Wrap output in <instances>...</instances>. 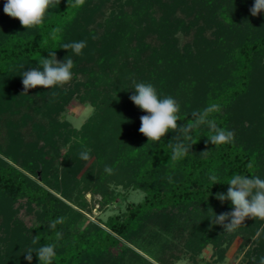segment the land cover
<instances>
[{
    "label": "trees",
    "instance_id": "16d2710c",
    "mask_svg": "<svg viewBox=\"0 0 264 264\" xmlns=\"http://www.w3.org/2000/svg\"><path fill=\"white\" fill-rule=\"evenodd\" d=\"M254 2L85 0L76 6L60 0L42 24L25 29L0 0V220L5 224L13 202L39 210L32 233L17 231L0 249V264H29L26 251L46 243L56 245L51 264H213L200 257L207 245L222 260L235 236L251 239L264 220L246 218L230 233L220 225L209 230V208L216 214L232 209L230 201L215 198L226 194L230 176L264 179V12L246 27L237 9L251 21ZM111 3L119 9L106 14ZM78 41H86L80 55L61 49ZM50 51L74 61L71 82L21 94L20 72L38 67ZM133 79L176 99L180 125L194 110L216 105L209 119L233 131V140L212 145L208 126L201 125L185 141L193 144L188 154L171 160L177 133L148 142L140 118L128 110L136 106ZM75 99L95 107L80 129L64 118ZM85 149L89 161L79 157ZM210 174L222 183L213 184ZM113 182L143 198L105 221L83 224L85 211H92L86 193L101 194L106 205L123 194L111 189ZM263 237L264 231L257 239L261 249L248 251L250 264L264 257ZM32 256L31 264H40Z\"/></svg>",
    "mask_w": 264,
    "mask_h": 264
},
{
    "label": "clouds",
    "instance_id": "9594fccd",
    "mask_svg": "<svg viewBox=\"0 0 264 264\" xmlns=\"http://www.w3.org/2000/svg\"><path fill=\"white\" fill-rule=\"evenodd\" d=\"M59 3L60 0H6L3 11L11 18L18 19L22 27L29 29L42 24L48 10L58 6ZM84 3L85 0H74L76 6H82ZM261 12H264V0H255L254 5L250 8V13L252 16H258ZM85 47L86 41H78L65 43L61 49L67 51L71 49L75 55H80ZM38 62V67L20 72L23 84L21 94H28L29 89L38 86L47 89L63 88L73 79L71 70L74 61L69 56L60 61L55 52L50 51L48 58L43 57ZM21 67L24 68L23 65ZM132 85L135 94L130 96V100L147 113V115L140 117L139 132L148 138V142H158L170 131L177 133L172 139L177 142L170 145L172 148L171 160L188 154L193 144H186L185 141H192L194 138L193 129L201 125L208 126L211 135L207 138L212 145H221L233 140V131L220 128L215 120L209 119V115L216 108V105L205 107L202 110H194L191 113L192 119L180 125L177 123L180 120L178 116L180 104L176 99L171 96L161 98L150 82H137L133 79ZM52 95L55 96V93ZM90 153V149L82 150L79 157L84 161H89L91 159ZM202 154H207V151L202 152ZM105 171L110 173L112 169L106 166ZM209 179L213 184L222 183L216 174H210ZM226 184L229 185L226 194L218 192L215 194V198L221 204L230 201L232 209L216 214L209 208L213 212V216L209 219V230L213 225H220L224 232L230 233L242 226L246 218L264 220V179L259 176L249 177L234 174L230 176ZM63 219L61 217L52 221L49 227L55 228L58 223L63 222ZM261 231H264V228ZM256 235L259 236L260 232L258 231ZM61 238L62 233L56 232V239ZM35 240L36 237H34L33 242ZM55 248L54 243H46L36 250L29 248L25 253V259L31 264L32 254L35 252L40 264H51L52 257L56 255ZM260 264H264V257L260 258Z\"/></svg>",
    "mask_w": 264,
    "mask_h": 264
},
{
    "label": "rangeland",
    "instance_id": "374dc122",
    "mask_svg": "<svg viewBox=\"0 0 264 264\" xmlns=\"http://www.w3.org/2000/svg\"><path fill=\"white\" fill-rule=\"evenodd\" d=\"M117 6L118 5H116L115 3L109 4L108 7H106V14L112 12V10H118L119 7ZM237 7V9L241 11V16L239 18L242 22V26L246 25L247 27L249 23L251 24V26H254V24L257 22V17L259 16H256L253 20L250 21L244 14V11L239 6ZM190 71L191 69L189 68V72ZM132 107L128 110L132 111V113L135 114V120H139L140 116H142V111L139 112L138 107L136 106ZM94 113L95 107L90 102H82L79 99H75L69 104L66 111L64 112V118L70 121L73 127L80 129L81 126ZM66 150L67 147L64 146L61 150L62 155L66 152ZM111 189H114L115 193L120 191L123 194L118 195L115 199L111 200L106 205L101 204V194L93 195L90 192L86 193V199L88 200L89 206L92 208V211H85L83 224L89 221H105L110 215L123 211L129 202H139L143 198V192L132 189L126 190L123 184L113 182L111 184ZM8 209L10 210V213L5 215V224H3V221L0 220V249L3 248L2 250H4L5 248L4 244L6 245V247L12 244L13 239L11 238V236L16 234L17 231H22L23 233H32L34 225L38 223L37 219L39 210L37 207L30 206L28 203H25L23 201L17 203L13 202L11 204V207H8ZM262 228H264V222L262 226L257 229L256 233L251 236V239L247 243L244 242V237L242 234L235 236L229 245H224V247L226 246L227 250L222 260L219 259L218 251L214 248L213 245H207L201 252L200 257H204L205 261H210L213 264H250L252 261L251 257L247 256L248 251H251L255 248L261 249L259 247L257 239L261 236ZM258 231L260 232L259 236L256 235ZM261 239V241L264 242V237ZM176 264L192 263L188 259H181Z\"/></svg>",
    "mask_w": 264,
    "mask_h": 264
}]
</instances>
